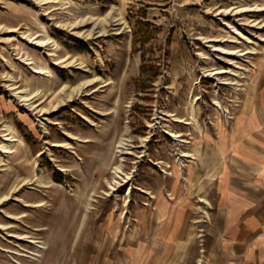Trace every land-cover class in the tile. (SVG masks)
<instances>
[{
    "label": "rangeland",
    "instance_id": "374dc122",
    "mask_svg": "<svg viewBox=\"0 0 264 264\" xmlns=\"http://www.w3.org/2000/svg\"><path fill=\"white\" fill-rule=\"evenodd\" d=\"M263 65L264 0H0V264H94L159 194L202 233Z\"/></svg>",
    "mask_w": 264,
    "mask_h": 264
},
{
    "label": "crops",
    "instance_id": "0c3cea01",
    "mask_svg": "<svg viewBox=\"0 0 264 264\" xmlns=\"http://www.w3.org/2000/svg\"><path fill=\"white\" fill-rule=\"evenodd\" d=\"M211 145L218 160L208 172L212 205L202 233L191 227L185 198L159 194L133 209L130 231L109 232L94 264H194L198 257L204 264H264V65Z\"/></svg>",
    "mask_w": 264,
    "mask_h": 264
},
{
    "label": "bare ground",
    "instance_id": "6f19581e",
    "mask_svg": "<svg viewBox=\"0 0 264 264\" xmlns=\"http://www.w3.org/2000/svg\"><path fill=\"white\" fill-rule=\"evenodd\" d=\"M257 9H259V8H257ZM262 9V8H261ZM260 9V10H261ZM240 11L242 10V9H239ZM244 10V9H243ZM246 10V9H245ZM244 12V11H243ZM246 12V11H245ZM244 30H242V29H240V28H236L235 29V33H241L242 35H245V33L243 32ZM91 34V33H90ZM30 37L32 36L31 34H28ZM49 37V36H48ZM35 38V37H34ZM46 38V37H45ZM44 37L42 38V39H39L38 40V43H41V44H45L46 43V41L48 40H46ZM248 38V41H252L251 39H250V37H247ZM30 39V38H29ZM238 39H239V37H237V36H233V39H232V41H238ZM32 40V39H31ZM43 46V45H42ZM222 48V47H221ZM224 52H226V53H228V54H236L235 52L236 51H225L224 50ZM238 53V52H237ZM29 63V62H28ZM30 63H32V61L30 62ZM35 63V62H34ZM33 66H34V64H33ZM36 70V69H35ZM34 70V71H35ZM40 70V69H39ZM49 72V71H48ZM38 73V72H37ZM40 73V72H39ZM43 73H44V70H43ZM21 97L22 98H26V97H28L27 95H21ZM188 124H189V122H187ZM9 128H10V126H9ZM12 131V130H11ZM10 132V131H9ZM15 135V134H14ZM177 135H178V133H177ZM5 136V135H4ZM7 136H9V134H7ZM181 136V135H180ZM179 136V137H180ZM17 138V137H16ZM124 139V138H123ZM122 139V140H123ZM6 142H15L16 143V141H17V139H15L14 138V136H11V137H7L6 139ZM20 140V139H19ZM4 143V144H2L1 145V148L5 151V152H8L9 151V148H8V144L7 143ZM125 142V141H124ZM120 144H123V142L122 143H120ZM121 150H122V148H121ZM123 151V150H122ZM2 153H4V152H2ZM11 153V152H10ZM121 153V152H120ZM190 154V153H189ZM115 174H116V176H120V174L122 175V169H121V167L119 166V167H117L116 168V170H115ZM145 191V190H144ZM17 199V198H16ZM25 203V202H24ZM26 206H32V204L29 202V203H27L26 202V204H25ZM31 242H33V241H31ZM37 247H42V246H39V245H37ZM36 256H38V254H35Z\"/></svg>",
    "mask_w": 264,
    "mask_h": 264
}]
</instances>
